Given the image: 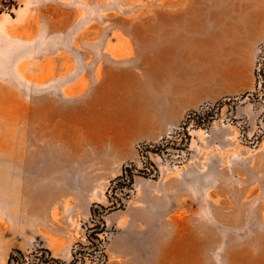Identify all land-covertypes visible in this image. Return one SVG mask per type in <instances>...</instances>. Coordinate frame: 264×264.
<instances>
[{"label":"rangeland","instance_id":"374dc122","mask_svg":"<svg viewBox=\"0 0 264 264\" xmlns=\"http://www.w3.org/2000/svg\"><path fill=\"white\" fill-rule=\"evenodd\" d=\"M241 1L226 13L264 19V0ZM152 2L0 0V264L17 250L24 264H264V42L251 67L210 76L209 100L135 143L105 177L68 179L74 165L53 155L43 109L56 107L47 89L65 66L43 68L47 47L122 44L131 14L165 7ZM125 166L132 184L122 189ZM98 213L104 259L86 238Z\"/></svg>","mask_w":264,"mask_h":264},{"label":"crops","instance_id":"0c3cea01","mask_svg":"<svg viewBox=\"0 0 264 264\" xmlns=\"http://www.w3.org/2000/svg\"><path fill=\"white\" fill-rule=\"evenodd\" d=\"M150 1L165 7L131 14L137 18L124 23L122 44L68 51L53 45L43 55V68L68 70L47 89L57 91L56 107L43 109L56 126L53 155L74 165L68 179L105 177L111 166L131 160L135 143L158 140L186 109L211 98L210 76L251 67L255 45L264 42V19L226 13V5L241 0ZM95 166L103 171L93 172Z\"/></svg>","mask_w":264,"mask_h":264},{"label":"trees","instance_id":"16d2710c","mask_svg":"<svg viewBox=\"0 0 264 264\" xmlns=\"http://www.w3.org/2000/svg\"><path fill=\"white\" fill-rule=\"evenodd\" d=\"M132 174L127 172V167H123L122 168V172L120 175H118L117 177H115V180L119 182V186L120 188L124 189V188H131V184H132ZM122 205V203L119 201L117 204H115V202H112V207H120ZM100 207H104L102 205H100ZM111 207V206H110ZM105 209V208H102ZM96 211L97 208H91V214L92 217L95 218L94 216H96ZM103 214L98 213V217H97V222L94 224L96 226L95 230H92V232L87 233L86 238L89 242V246L92 248L93 251L98 253V257L100 259H104L105 258V254L103 251V247H102V243L103 240L102 238L99 237V232L104 230V226H105V222L104 219L102 217ZM100 226V228H99ZM98 228V229H97ZM75 258L77 259V256L75 255ZM38 260L42 261V262H47L48 258L47 256H44L43 254H40V256L38 257ZM24 255L17 250L15 254H11L10 258H9V263L10 264H24ZM26 264V263H25ZM29 264H31L29 262Z\"/></svg>","mask_w":264,"mask_h":264}]
</instances>
